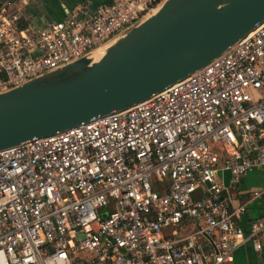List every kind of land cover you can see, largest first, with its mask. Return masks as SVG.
<instances>
[{"label":"built area","instance_id":"2783aa9c","mask_svg":"<svg viewBox=\"0 0 264 264\" xmlns=\"http://www.w3.org/2000/svg\"><path fill=\"white\" fill-rule=\"evenodd\" d=\"M165 0L88 3L36 29L0 11V92L82 56ZM264 20L219 56L124 110L0 150V264H226L264 247ZM229 184H225V175ZM194 228L180 233L183 220Z\"/></svg>","mask_w":264,"mask_h":264},{"label":"water","instance_id":"95a60500","mask_svg":"<svg viewBox=\"0 0 264 264\" xmlns=\"http://www.w3.org/2000/svg\"><path fill=\"white\" fill-rule=\"evenodd\" d=\"M263 20L264 0H165L94 55L0 92V150L142 102Z\"/></svg>","mask_w":264,"mask_h":264},{"label":"crops","instance_id":"0c3cea01","mask_svg":"<svg viewBox=\"0 0 264 264\" xmlns=\"http://www.w3.org/2000/svg\"><path fill=\"white\" fill-rule=\"evenodd\" d=\"M107 2L110 3L111 0H15L14 2L0 0V11L7 7L10 13H18L25 22L36 29H40L48 23L64 19L78 10L82 4L88 3L90 7H94ZM44 17H46V21ZM223 174L225 175V184L228 185L229 176L227 173ZM263 187L264 173L255 168L241 179L238 187L228 189V193H225L224 197L228 195L232 200L231 204L235 206L245 201L252 191ZM263 216L262 203L254 201L248 206L246 213L240 220V225L246 230L250 221ZM193 228L194 223L185 219L177 231L186 233ZM226 264H264V247L261 251L255 252L251 243H242L234 251L232 260Z\"/></svg>","mask_w":264,"mask_h":264},{"label":"trees","instance_id":"16d2710c","mask_svg":"<svg viewBox=\"0 0 264 264\" xmlns=\"http://www.w3.org/2000/svg\"><path fill=\"white\" fill-rule=\"evenodd\" d=\"M6 1H9V2H14L15 0H6ZM108 3V2H107ZM6 7V6H5ZM5 13L6 14H9L10 12L7 10V7L5 8ZM20 25L21 26H23V27H25V26H27L28 25V23L27 22H25L22 18L20 19Z\"/></svg>","mask_w":264,"mask_h":264},{"label":"bare ground","instance_id":"6f19581e","mask_svg":"<svg viewBox=\"0 0 264 264\" xmlns=\"http://www.w3.org/2000/svg\"><path fill=\"white\" fill-rule=\"evenodd\" d=\"M97 56H99L98 53H97Z\"/></svg>","mask_w":264,"mask_h":264}]
</instances>
